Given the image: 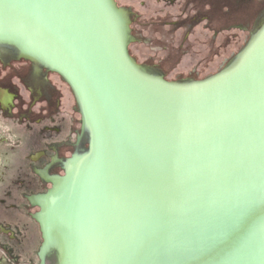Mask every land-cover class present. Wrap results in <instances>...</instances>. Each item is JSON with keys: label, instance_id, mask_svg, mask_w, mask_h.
I'll list each match as a JSON object with an SVG mask.
<instances>
[{"label": "water", "instance_id": "1", "mask_svg": "<svg viewBox=\"0 0 264 264\" xmlns=\"http://www.w3.org/2000/svg\"><path fill=\"white\" fill-rule=\"evenodd\" d=\"M208 3L185 33L178 2L0 0V53L60 76L89 134L29 199L40 264H264V0Z\"/></svg>", "mask_w": 264, "mask_h": 264}, {"label": "flooded vegetation", "instance_id": "2", "mask_svg": "<svg viewBox=\"0 0 264 264\" xmlns=\"http://www.w3.org/2000/svg\"><path fill=\"white\" fill-rule=\"evenodd\" d=\"M166 1L182 6L184 18L178 23L182 22L180 29L185 33L198 18H210L204 11L209 0L195 7L191 6L195 0ZM222 2L214 8L217 35L225 15ZM158 20L162 21L160 16ZM153 30L160 33L158 27ZM182 48V44L174 47L175 54L167 53L162 61L178 57ZM7 54L10 59L5 58ZM80 123L74 95L60 76L14 53H0V264H40L37 254L42 238L33 219L38 208L29 199L45 194L51 181L65 174L67 163L87 151L89 134L80 129Z\"/></svg>", "mask_w": 264, "mask_h": 264}]
</instances>
